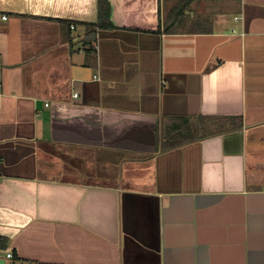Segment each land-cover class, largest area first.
<instances>
[{
  "label": "crops",
  "instance_id": "obj_1",
  "mask_svg": "<svg viewBox=\"0 0 264 264\" xmlns=\"http://www.w3.org/2000/svg\"><path fill=\"white\" fill-rule=\"evenodd\" d=\"M108 1L0 0L5 264H264V0Z\"/></svg>",
  "mask_w": 264,
  "mask_h": 264
},
{
  "label": "trees",
  "instance_id": "obj_2",
  "mask_svg": "<svg viewBox=\"0 0 264 264\" xmlns=\"http://www.w3.org/2000/svg\"><path fill=\"white\" fill-rule=\"evenodd\" d=\"M95 25L102 28L115 27L111 21V5L108 0H98V21ZM164 30L168 32L171 28L165 27ZM157 31H161V23Z\"/></svg>",
  "mask_w": 264,
  "mask_h": 264
},
{
  "label": "built area",
  "instance_id": "obj_3",
  "mask_svg": "<svg viewBox=\"0 0 264 264\" xmlns=\"http://www.w3.org/2000/svg\"><path fill=\"white\" fill-rule=\"evenodd\" d=\"M2 18H3V19H6V18H7V15H3ZM71 27L74 28L75 25L72 24ZM0 93H2V83H1V79H0ZM75 96H78V94L75 93ZM0 180H1V176H0ZM12 256H13L12 253H7V254H6V258H11ZM1 258H2V257H1V255H0V259H1Z\"/></svg>",
  "mask_w": 264,
  "mask_h": 264
},
{
  "label": "water",
  "instance_id": "obj_4",
  "mask_svg": "<svg viewBox=\"0 0 264 264\" xmlns=\"http://www.w3.org/2000/svg\"><path fill=\"white\" fill-rule=\"evenodd\" d=\"M5 263H6V261L4 258L0 259V264H5Z\"/></svg>",
  "mask_w": 264,
  "mask_h": 264
}]
</instances>
